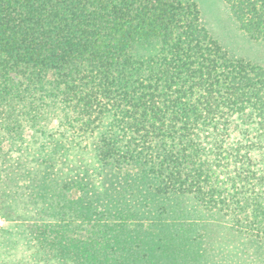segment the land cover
Masks as SVG:
<instances>
[{
  "label": "trees",
  "instance_id": "1",
  "mask_svg": "<svg viewBox=\"0 0 264 264\" xmlns=\"http://www.w3.org/2000/svg\"><path fill=\"white\" fill-rule=\"evenodd\" d=\"M0 196L57 264H211L214 223L264 264V68L195 0H0Z\"/></svg>",
  "mask_w": 264,
  "mask_h": 264
},
{
  "label": "rangeland",
  "instance_id": "2",
  "mask_svg": "<svg viewBox=\"0 0 264 264\" xmlns=\"http://www.w3.org/2000/svg\"><path fill=\"white\" fill-rule=\"evenodd\" d=\"M195 1L200 8L202 22L231 57L244 59L264 68V42L249 39L238 28L222 0ZM239 130H241V124ZM6 147L7 145L5 144L3 148ZM73 197H76V192H73ZM0 198L2 197L0 196ZM1 205L2 202L0 200V218L3 220L0 230H9L12 222L8 221L9 219L7 220V209H1ZM36 225H32L29 228L30 231L28 227L27 229L21 227L26 232V235L31 238L30 240L27 237L32 244L25 246V244L20 243L17 245L20 249H17L16 246L14 247L15 244L13 242L23 240L28 243V241L22 235L16 236L18 234L16 232H21V229H18L19 225L12 227L16 238H13L7 246L1 243L2 234L0 232V264H57L44 252H41L43 257L35 256L37 247L34 244L35 242L33 243L34 234L32 233L36 231L34 230ZM227 228L224 223H220V225L214 223L210 227L209 234L203 235V240L207 242L210 239V242L212 241V245L208 249L207 245H203V248L207 249L206 254L211 259V264H259L261 260L256 257L255 248L249 244L245 246L244 242L233 237ZM198 232L202 234L201 231ZM218 240L220 242H217Z\"/></svg>",
  "mask_w": 264,
  "mask_h": 264
},
{
  "label": "built area",
  "instance_id": "3",
  "mask_svg": "<svg viewBox=\"0 0 264 264\" xmlns=\"http://www.w3.org/2000/svg\"><path fill=\"white\" fill-rule=\"evenodd\" d=\"M1 222H3V220L0 218V226L2 225V223Z\"/></svg>",
  "mask_w": 264,
  "mask_h": 264
}]
</instances>
